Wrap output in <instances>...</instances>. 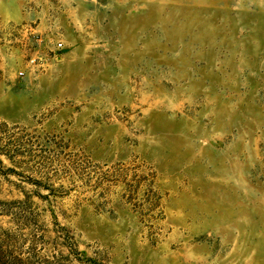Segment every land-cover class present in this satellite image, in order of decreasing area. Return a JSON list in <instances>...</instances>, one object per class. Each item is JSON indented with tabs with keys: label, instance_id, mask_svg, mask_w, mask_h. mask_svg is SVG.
<instances>
[{
	"label": "rangeland",
	"instance_id": "obj_1",
	"mask_svg": "<svg viewBox=\"0 0 264 264\" xmlns=\"http://www.w3.org/2000/svg\"><path fill=\"white\" fill-rule=\"evenodd\" d=\"M0 264H264V0H0Z\"/></svg>",
	"mask_w": 264,
	"mask_h": 264
},
{
	"label": "built area",
	"instance_id": "obj_2",
	"mask_svg": "<svg viewBox=\"0 0 264 264\" xmlns=\"http://www.w3.org/2000/svg\"><path fill=\"white\" fill-rule=\"evenodd\" d=\"M58 46H61V43H58ZM34 61H35V58H32V59L30 60L31 63H34ZM19 73L22 74L23 72H19Z\"/></svg>",
	"mask_w": 264,
	"mask_h": 264
}]
</instances>
